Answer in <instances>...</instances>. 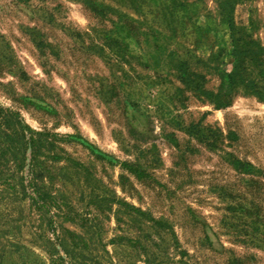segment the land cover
<instances>
[{"label":"rangeland","instance_id":"obj_1","mask_svg":"<svg viewBox=\"0 0 264 264\" xmlns=\"http://www.w3.org/2000/svg\"><path fill=\"white\" fill-rule=\"evenodd\" d=\"M227 1L0 0V264L66 230L100 264H264V99L209 97ZM233 20L264 86V0Z\"/></svg>","mask_w":264,"mask_h":264},{"label":"trees","instance_id":"obj_2","mask_svg":"<svg viewBox=\"0 0 264 264\" xmlns=\"http://www.w3.org/2000/svg\"><path fill=\"white\" fill-rule=\"evenodd\" d=\"M236 0H229L226 2L228 7V23L232 29V38H233V55L235 57L234 67L230 70L223 72V86L222 89L217 94H212L209 96L211 99H214V102L217 108H224L230 104L227 97L233 93L235 87L242 83L248 88L253 90L260 98L264 99V86L259 85L254 80L246 81L242 75V72L245 70L247 61L249 57H252V45L251 44H242L238 38H236L234 33V20H233V10ZM39 199L35 196H32V200L36 202L39 209H45L46 211L51 210V203L48 202L47 193L40 190L36 191ZM49 224L52 229L54 228V220L52 217L49 220ZM70 235H69V234ZM56 238H47L46 242L53 244L51 256V264H100V262L89 254V251H85L87 243L80 238L77 234H72L69 230H66V234L60 237L59 233L55 231L54 233Z\"/></svg>","mask_w":264,"mask_h":264}]
</instances>
